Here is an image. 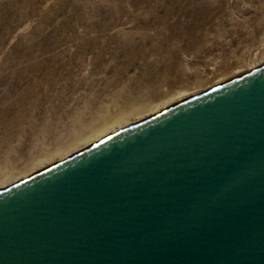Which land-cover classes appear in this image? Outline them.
Listing matches in <instances>:
<instances>
[{
    "label": "water",
    "instance_id": "water-1",
    "mask_svg": "<svg viewBox=\"0 0 264 264\" xmlns=\"http://www.w3.org/2000/svg\"><path fill=\"white\" fill-rule=\"evenodd\" d=\"M0 264H264V62L0 190Z\"/></svg>",
    "mask_w": 264,
    "mask_h": 264
},
{
    "label": "rangeland",
    "instance_id": "rangeland-1",
    "mask_svg": "<svg viewBox=\"0 0 264 264\" xmlns=\"http://www.w3.org/2000/svg\"><path fill=\"white\" fill-rule=\"evenodd\" d=\"M262 61L264 0H0V190Z\"/></svg>",
    "mask_w": 264,
    "mask_h": 264
},
{
    "label": "bare ground",
    "instance_id": "bare-ground-1",
    "mask_svg": "<svg viewBox=\"0 0 264 264\" xmlns=\"http://www.w3.org/2000/svg\"><path fill=\"white\" fill-rule=\"evenodd\" d=\"M264 61H262V62H260V63H258L256 66H254L251 70H253L254 68H256L258 65H260L261 63H263ZM239 71V70H238ZM238 71H235L234 73H236V72H238ZM237 76V75H236ZM233 77H235V76H233ZM220 80H218L217 82H216V85H219L220 83H222V82H219ZM215 85V86H216ZM203 92V91H202ZM190 94L192 93V92H189ZM201 93V92H200ZM197 94H199V93H197ZM182 95H185L184 93L182 94ZM196 95V94H195ZM189 97V96H188ZM185 98H187V97H185ZM156 112V110L152 113V114H154ZM152 114H150V115H152ZM149 115V112H143V113H141V114H139V116H137L136 118H134V120L135 121H138V120H141L143 117H145V118H147L148 116H150ZM137 119V120H136ZM144 119V118H143ZM134 120H132V121H128V122H125L126 124H124V125H122V126H120L118 129H116V130H120V129H123V128H125V127H128V126H130V125H132V124H134V123H136ZM124 122V120H121L119 123H117L116 124V126L118 125V124H121V123H123ZM131 123V124H130ZM110 128L112 129V126H110ZM88 145V144H87ZM83 148V147H82ZM82 148H80V149H82ZM79 149V150H80ZM78 151V150H77ZM76 152V150H73V151H71V152H69V153H66V155L65 156H62L63 158H60L59 160H56L55 162H57V161H60V160H63L65 157H68V156H70V155H72V154H74ZM58 157H61V156H59L58 155ZM51 164V163H50ZM50 164H47V165H50ZM46 165V166H47ZM44 167H45V165H44ZM38 169H40V168H38ZM38 169H36V170H38ZM36 170H33L30 174H33L34 172H36ZM30 174H28V175H30ZM25 177H27V176H24L23 178H25ZM22 178V179H23ZM17 182V181H16ZM16 182H14V183H16ZM14 183H12V184H14ZM12 184H8V185H6V186H4L5 188L6 187H8V186H10V185H12Z\"/></svg>",
    "mask_w": 264,
    "mask_h": 264
}]
</instances>
